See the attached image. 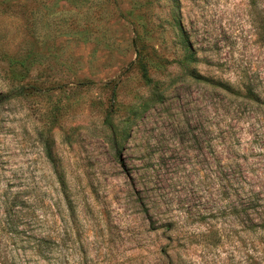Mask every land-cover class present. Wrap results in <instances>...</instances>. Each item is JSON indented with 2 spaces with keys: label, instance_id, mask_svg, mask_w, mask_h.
<instances>
[{
  "label": "rangeland",
  "instance_id": "obj_1",
  "mask_svg": "<svg viewBox=\"0 0 264 264\" xmlns=\"http://www.w3.org/2000/svg\"><path fill=\"white\" fill-rule=\"evenodd\" d=\"M256 27L250 0H0V264H264L232 213L238 170L264 191Z\"/></svg>",
  "mask_w": 264,
  "mask_h": 264
},
{
  "label": "trees",
  "instance_id": "obj_2",
  "mask_svg": "<svg viewBox=\"0 0 264 264\" xmlns=\"http://www.w3.org/2000/svg\"><path fill=\"white\" fill-rule=\"evenodd\" d=\"M250 7L252 9V17L254 23L255 25H257L256 30L261 31L264 40V1L250 0ZM179 33L182 38L183 50L186 54V60L188 61V63L193 62L197 53L192 43L190 42L189 34L181 27H179ZM256 36L258 38L261 37L260 33H256ZM190 76L192 77L193 74L190 73ZM241 98L251 104H261V93L257 90H254V88L252 87H249L248 90H245V96H241ZM53 168L58 182L60 183L62 189H64L61 172H59L58 168L55 167V165ZM225 169H228V165H223L222 167V174L224 177L223 181L224 183H227ZM235 174L236 177L233 179V183L236 186L237 198L241 205L239 206L240 208L232 209V213L233 210H235L236 214L241 215L249 211L256 217H264V191L260 192L252 189L246 192L244 186L242 185V183H245L244 173L238 170ZM223 190H225V187H223Z\"/></svg>",
  "mask_w": 264,
  "mask_h": 264
}]
</instances>
